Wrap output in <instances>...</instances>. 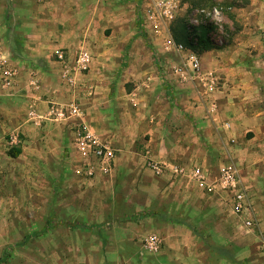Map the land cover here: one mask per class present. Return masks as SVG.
I'll return each instance as SVG.
<instances>
[{
  "label": "crops",
  "instance_id": "crops-1",
  "mask_svg": "<svg viewBox=\"0 0 264 264\" xmlns=\"http://www.w3.org/2000/svg\"><path fill=\"white\" fill-rule=\"evenodd\" d=\"M133 2L0 0V46L18 69L13 87L0 88V264H264V0H247L227 38L199 54L201 75L220 80L211 95L189 70L173 72L183 65L175 54L152 65L137 58L149 54L133 45L140 35L115 37ZM58 50L70 63L92 56L88 72L73 74L76 88ZM69 103L114 149L110 172L87 178L70 125L40 117ZM229 166L255 228L232 212V192L207 193L193 180L196 167L214 183ZM152 235L156 253L145 248Z\"/></svg>",
  "mask_w": 264,
  "mask_h": 264
},
{
  "label": "built area",
  "instance_id": "built-area-1",
  "mask_svg": "<svg viewBox=\"0 0 264 264\" xmlns=\"http://www.w3.org/2000/svg\"><path fill=\"white\" fill-rule=\"evenodd\" d=\"M178 7L179 2L177 0H149L144 9L143 28L147 29L148 27L155 35L163 36L165 50L180 58L183 65L174 67V73L184 75L185 70H189L194 76L201 78L204 82L205 92L211 95L219 86V78L211 72L201 75L202 62L200 55L186 45L176 42L171 35L170 26L176 19ZM55 56L57 61L62 64L65 82L68 86L76 88L77 84L73 74L88 72L92 63V56L87 51H81L77 54L73 63L69 62L67 54L63 50L56 51ZM17 76L18 69L4 57V52L0 46V88H12ZM34 86L38 88L37 83H34ZM31 116L35 117L33 112ZM40 117L48 121L67 122L70 125L76 134L75 146L85 160L84 175L87 178H93L97 173L96 170L101 173L111 171L115 160L114 149L88 127L84 121V113L78 104H54L49 108L45 116ZM19 140V138H15L11 139V142L17 143ZM144 155L147 159V165L155 175L160 176L165 172V165L154 161L148 149L145 150ZM192 177L198 187L207 193H213L218 190L232 192L230 202L232 212L247 229L255 228L257 223L250 209L249 197L241 184L236 167L229 166L223 169L219 180L214 183L207 182L205 174L199 167L192 170ZM262 247L264 248V244ZM145 248L152 253L158 252L160 248L158 237L150 236L145 242Z\"/></svg>",
  "mask_w": 264,
  "mask_h": 264
},
{
  "label": "rangeland",
  "instance_id": "rangeland-1",
  "mask_svg": "<svg viewBox=\"0 0 264 264\" xmlns=\"http://www.w3.org/2000/svg\"><path fill=\"white\" fill-rule=\"evenodd\" d=\"M179 2V7L176 13V19L172 22L171 27H173L177 20L185 18L187 20V23L190 27H197L201 23H208L213 24L217 30L212 34V38L214 41L220 43L222 41V38H227L223 31L226 30V26H230L232 23L231 20L233 18V15L236 14L237 11L242 7V5H246L247 0H209L207 2V5L205 9L201 8H192L189 5L190 0H177ZM136 2V4H134ZM148 0H134L132 6V20L128 22V25H125V28H123V23L119 21L118 27L114 28L115 37L118 38V31L119 30H128L130 31V34H138L140 35L142 41L133 42V45L135 47H138L140 50L143 49L145 46L146 49L149 50V54H137V58L140 57V59H146L149 64L156 65V66H162L167 61L164 56H172L173 53L168 52L163 47V44L161 43V39L159 40H153L152 36L150 35L149 31L147 32L145 28H143V24L140 20V16L142 12L144 13L145 5H147ZM205 5V4H204ZM230 20V21H229ZM236 26V23L233 24ZM112 29H110L109 34L111 33ZM117 31V32H116ZM172 33V32H171ZM130 34H127V36H130ZM132 35V36H134ZM125 37V36H124ZM124 40V39H123ZM122 40V41H123ZM136 41V40H135ZM159 43V45H158ZM131 44L126 45L128 48H130ZM185 45V44H184ZM136 48L132 49L134 51ZM142 51V50H141ZM164 52V53H162ZM128 59L133 57V55L129 52H127ZM171 57V59H172ZM173 59L176 61L178 57H173ZM127 62V61H126ZM129 84L126 85L127 89H129ZM125 86V87H126ZM11 246L10 248H12Z\"/></svg>",
  "mask_w": 264,
  "mask_h": 264
},
{
  "label": "trees",
  "instance_id": "trees-1",
  "mask_svg": "<svg viewBox=\"0 0 264 264\" xmlns=\"http://www.w3.org/2000/svg\"><path fill=\"white\" fill-rule=\"evenodd\" d=\"M209 0H190L189 5L192 8L205 9ZM205 4V5H204ZM217 30L213 24L201 23L197 27H190L185 18L176 21L171 27V32L174 40L178 43H184L198 54L214 48L215 44L212 39V34ZM12 157H16L18 152L13 149L8 153Z\"/></svg>",
  "mask_w": 264,
  "mask_h": 264
}]
</instances>
